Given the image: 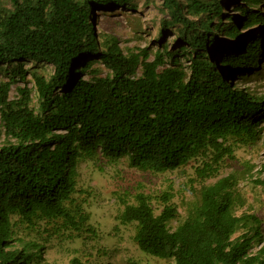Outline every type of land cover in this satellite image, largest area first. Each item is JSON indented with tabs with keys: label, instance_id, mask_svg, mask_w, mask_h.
<instances>
[{
	"label": "trees",
	"instance_id": "16d2710c",
	"mask_svg": "<svg viewBox=\"0 0 264 264\" xmlns=\"http://www.w3.org/2000/svg\"><path fill=\"white\" fill-rule=\"evenodd\" d=\"M160 1L168 20L157 42L179 27L172 47L151 59L148 48L124 54L117 36L105 31L100 42L96 33L97 14L135 12L136 0H0V264H41V226L70 231L69 240L82 233V168L121 162L155 175L194 167L196 202L184 219L171 189L137 191L123 204L117 220L134 226L142 254L174 264H264V247L253 252L263 243L261 221L235 215L238 176H218L236 148L261 137L264 95L233 83L260 72L264 13L248 4L260 0H242L238 16L224 14V0ZM240 25L258 28L241 34ZM26 63L50 69L49 77L32 74L37 111L27 87L10 99L27 79ZM252 183L264 190V163Z\"/></svg>",
	"mask_w": 264,
	"mask_h": 264
},
{
	"label": "rangeland",
	"instance_id": "374dc122",
	"mask_svg": "<svg viewBox=\"0 0 264 264\" xmlns=\"http://www.w3.org/2000/svg\"><path fill=\"white\" fill-rule=\"evenodd\" d=\"M180 2L184 3V0H180ZM224 2V6L227 4L224 14L230 16H238L240 11L237 7L245 5L242 0L235 2L224 0ZM136 3L137 10L135 12L118 9L113 14L106 13L105 16L97 14L96 33L100 42L103 40L100 35L105 31H108L110 35L117 36L124 54L148 48L151 59H153L156 51L162 46L172 47L176 41L179 26L171 29L158 43L161 23L163 20H168V15L161 10V1L136 0ZM250 3L248 2L250 8H259L261 13H264V0H260L259 5ZM220 22V18L214 19L215 26ZM257 28L244 29V26L240 25L239 31L241 34H248ZM258 33L264 36V28ZM180 63L184 68L188 65L184 58L180 59ZM97 66L98 70H101L99 74L105 76L106 69L100 64L95 67ZM48 68L26 63L24 70L28 71L27 79L24 82L18 81L12 86L10 99L20 98L16 88L27 87L32 92L31 107L37 111L39 103L32 74L37 73L49 77L50 69ZM259 70V73L255 75L252 73L244 81H233L234 85L240 90H247L257 96L264 95V45ZM5 72L3 69V72L0 73V80H7ZM138 75H140V71ZM260 128L262 132L258 141L254 145L236 148L234 159L227 160L218 174L219 177H223L234 173L239 178L237 188L242 198V205L235 210V215H253L261 221L263 243L257 245L253 252L264 247V190L252 183L261 175V166L264 163V124ZM4 140L5 136L0 125V144H3ZM102 166V171H95L91 166H84L81 171L79 179L81 195H76V205L79 206L78 211L88 218L86 225L82 227V233L76 235L73 240H69L67 236L70 231L63 230L59 235L49 227L41 226L38 229L39 232L35 239L42 240L48 236L41 264H69L70 260L76 256L87 259L90 264H174L172 261H163L142 254L134 243V226L119 224L117 216L123 210L125 202L132 203L131 197L137 191L157 195L171 189L173 194L171 203L178 209L179 217L184 219L188 206L196 202V195L190 192L188 187L190 180L195 178L193 164L174 172L158 175L130 169L125 162L116 166H107L106 164ZM194 186L198 190L200 182ZM153 203L155 209L159 210L154 201ZM246 231L242 230L241 233Z\"/></svg>",
	"mask_w": 264,
	"mask_h": 264
},
{
	"label": "water",
	"instance_id": "95a60500",
	"mask_svg": "<svg viewBox=\"0 0 264 264\" xmlns=\"http://www.w3.org/2000/svg\"><path fill=\"white\" fill-rule=\"evenodd\" d=\"M102 14H103V12H102ZM102 14H101V15H102ZM99 18H100V17H99Z\"/></svg>",
	"mask_w": 264,
	"mask_h": 264
}]
</instances>
